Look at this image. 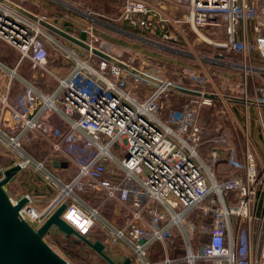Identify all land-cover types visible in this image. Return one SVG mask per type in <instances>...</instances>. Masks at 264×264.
Returning a JSON list of instances; mask_svg holds the SVG:
<instances>
[{
  "label": "built area",
  "instance_id": "obj_1",
  "mask_svg": "<svg viewBox=\"0 0 264 264\" xmlns=\"http://www.w3.org/2000/svg\"><path fill=\"white\" fill-rule=\"evenodd\" d=\"M52 1L74 12L81 5ZM114 1L120 21L139 38L169 51L186 43L199 70L154 75L100 48L103 38L94 23L77 26L69 12L43 0L32 1L35 9L13 1L62 30L72 22L70 34L85 32L87 43L114 59L100 57L0 1V43L20 54L10 66L0 48V142L21 154V169L41 173L42 185L59 190L42 210L26 193L20 215L39 227L66 203L62 217L71 226L100 239L113 254L116 245L126 244L132 263L264 264V162L249 122V107H264V1ZM196 43L210 45L211 55L198 53ZM229 54L238 61L227 60ZM28 61L55 84L22 74ZM219 66L241 73L237 90L223 97L244 105L246 116L235 136L222 129L205 139L199 116L217 99L185 90L219 99ZM140 86L147 92L141 94ZM16 87L20 92L13 95ZM175 95L192 99L166 116ZM33 145L41 158L29 151ZM55 160L68 165L56 167ZM11 166L0 160V180ZM59 169L67 181L56 174ZM81 192L103 197L93 206ZM10 197L16 204L22 196ZM108 203L115 222L101 214ZM97 231L101 237L93 236ZM54 236L45 238L57 249ZM155 244L161 247L159 261L149 259Z\"/></svg>",
  "mask_w": 264,
  "mask_h": 264
},
{
  "label": "rangeland",
  "instance_id": "obj_2",
  "mask_svg": "<svg viewBox=\"0 0 264 264\" xmlns=\"http://www.w3.org/2000/svg\"><path fill=\"white\" fill-rule=\"evenodd\" d=\"M21 4L35 9L32 7V0H13ZM47 3V6L52 7L51 9H61L63 11L69 12L73 17V20L77 22V26L82 23H94L98 29V32L102 36V41H99L97 44L100 48L109 50L110 53H113L115 56L129 61L132 65H136L146 71L151 72L154 75L160 77H171L176 75L177 72L186 70L198 71L199 70V60L196 57L189 55L190 48L186 43H182L179 47V50L169 51L165 47H162L161 42L144 40L143 37L136 35L137 30L130 28L124 22L120 21L118 10L114 6V0H73L81 4L79 6V11H85L87 13L80 14L74 12L73 10H66V7L63 4L58 5L52 0H43ZM264 1V0H262ZM54 5V6H53ZM76 28L78 29L79 27ZM144 35V34H143ZM194 49L202 55H211V46L207 43H196L193 46ZM0 48L2 55L6 59L8 65L14 66L16 64L17 58L20 55L19 52L9 47L5 43H0ZM203 60V58H201ZM238 61V57L229 54L227 60ZM205 61V60H204ZM22 74L27 75L32 78L34 73L37 74L36 81L41 82L45 85L46 82L50 84H55L53 79H50L48 76H41L39 71H34L31 68L30 62L24 63L20 68ZM217 71L220 73L219 93L222 97L224 94L230 95L233 94L231 91L232 88L237 90L236 84L240 81L241 73L236 70L228 72V69L224 66L217 67ZM195 72V73H196ZM233 76L234 79H230ZM19 86V84H18ZM20 87V86H19ZM15 88V93L20 92V88ZM44 87V86H43ZM19 88V90H17ZM48 87L45 86V89ZM140 93H146L145 89L140 86L138 88ZM139 93V95H140ZM237 95L236 92H234ZM13 95H17L13 94ZM192 98H187L185 96H174L172 102L167 106V109L164 111V114L168 116V110L182 108L185 104L191 102ZM249 122L251 136L253 137L256 150H258V160L260 163L264 162V107L250 106L249 107ZM245 108L244 105L230 104L226 98H219L212 102L211 105H205L202 108L201 114L199 116V122L202 127H204L203 138H213L220 132L222 129L231 131V135L235 136V132L240 133L242 126L245 120ZM235 131V132H234ZM238 137V136H237ZM240 139V137H238ZM237 142L240 144V141L237 139ZM206 147V146H205ZM34 155L40 154L37 149V145H33L30 150ZM37 157V158H39ZM22 158L16 150H11L0 142V160L5 166L16 165ZM41 158V157H40ZM16 164H13L15 163ZM11 166V167H12ZM16 176L17 181L11 182L7 185V190L9 194L16 198L25 195L26 193L33 194L34 189H38L39 181L41 180V173L24 171L23 169L17 172ZM25 178V180H24ZM24 180V181H23ZM84 196V195H83ZM86 197V196H85ZM88 199V198H87ZM93 198L88 199L90 204L96 206L97 203H93ZM93 203V204H92ZM112 207V204L110 205ZM106 207L103 211V214L107 216L108 219L113 220V215H110L111 208ZM113 210V208H112ZM108 211V212H107ZM102 213V209H101ZM115 216V215H114ZM97 237H101L100 232H96ZM57 251L65 256L66 259L70 260L72 264H108L107 261L101 257L97 252L88 247L83 240H80L75 235L65 234V239H62V242L55 244ZM149 259L152 261H159L162 259L161 247L159 244H155L150 249ZM132 264H142L140 260H137ZM184 264V263H180ZM205 264V263H200Z\"/></svg>",
  "mask_w": 264,
  "mask_h": 264
},
{
  "label": "water",
  "instance_id": "obj_3",
  "mask_svg": "<svg viewBox=\"0 0 264 264\" xmlns=\"http://www.w3.org/2000/svg\"><path fill=\"white\" fill-rule=\"evenodd\" d=\"M6 5L22 12L41 24L69 39L71 42L91 50L100 57L113 60L103 50L91 46L86 42V33L82 32L80 37H76L68 32L71 29V23H66V30H62L58 26L40 19L38 16L27 10L23 6L13 2L12 0H0ZM187 1V0H181ZM1 54V52H0ZM126 68L128 66L123 64ZM137 72L134 69H131ZM139 73V72H137ZM195 95H202L210 98L216 97V94H207L197 90H185ZM53 165L56 167H67L68 162H59L55 160ZM21 170L19 164L9 167L5 171V177L0 180V264H72L70 260L61 255L45 238L50 232L58 236L75 235L80 240L103 257L108 264H132V258L124 256L122 261H117L115 254L108 252L105 249L104 243L100 239L92 240L87 236L80 234L73 226L70 225L63 217V211L67 207L63 203L44 221L39 227L33 226L25 218L20 215L21 208L26 204L27 197L22 196L16 204L13 203L9 192L6 189V184ZM62 239H65L63 237Z\"/></svg>",
  "mask_w": 264,
  "mask_h": 264
},
{
  "label": "crops",
  "instance_id": "obj_4",
  "mask_svg": "<svg viewBox=\"0 0 264 264\" xmlns=\"http://www.w3.org/2000/svg\"><path fill=\"white\" fill-rule=\"evenodd\" d=\"M32 1H35V0H32ZM54 6V5H53ZM114 6H115V8L117 9V6H116V3H115V1H114ZM54 10H56L55 8H54ZM59 10H61V9H59ZM56 174L58 175V176H61L64 180H68V175L63 171V170H57L56 171ZM18 177H20V176H17V178ZM24 180H25V178H24ZM23 180V181H24ZM42 180V179H41ZM40 180V181H41ZM40 181H39V186L37 185V187H38V189H34L32 192H33V196H34V198H35V200H36V204L35 205H37L36 207L38 208V209H40V210H42V209H44V208H46L47 206H48V204L53 200V198L55 197V195L58 193V188H53V187H48L47 188V186H44V185H42L41 183H40ZM81 194V196L83 197V199H85L87 202H88V204L90 203V201H88V199H90V198H93V203H97L96 205H98L99 204V202H100V198H102L103 196L101 195V194H98V195H92V194H86V193H80ZM84 195V196H83ZM86 196V197H85ZM88 198V199H87ZM92 203V204H93ZM111 204L110 203H108V204H106L105 206H103V208H102V216L106 219V220H108L109 222H113V220H111V219H108L107 218V216L106 215H104L103 214V211H104V209L106 208V207H109ZM94 206H95V204H94ZM110 208H111V213L110 212H108L110 215H113V218L114 219H116L115 218V216H114V214H113V212H112V208L113 207H111L110 206ZM93 234V236H95L96 234L93 232L92 233ZM63 237H65V235L64 236H58V235H56V236H54V237H52V239L53 240H51L52 241V243L54 242V244H58V243H60V242H62V238ZM56 246V245H55ZM57 247V246H56ZM58 248V247H57ZM114 250L115 251H113L114 252V256H115V258H117L116 260L117 261H122V258L124 257V256H126V257H128L129 255H130V248L126 245V244H121V243H119L118 245H116L115 246V248H114Z\"/></svg>",
  "mask_w": 264,
  "mask_h": 264
},
{
  "label": "bare ground",
  "instance_id": "obj_5",
  "mask_svg": "<svg viewBox=\"0 0 264 264\" xmlns=\"http://www.w3.org/2000/svg\"><path fill=\"white\" fill-rule=\"evenodd\" d=\"M220 98H223L222 96H220ZM211 99H218V97H217V95H216V97H214V98H211Z\"/></svg>",
  "mask_w": 264,
  "mask_h": 264
}]
</instances>
